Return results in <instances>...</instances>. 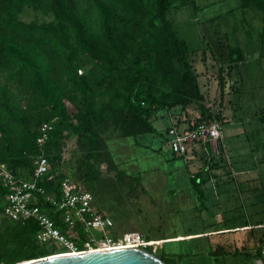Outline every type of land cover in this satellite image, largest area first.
<instances>
[{
  "label": "trees",
  "instance_id": "1",
  "mask_svg": "<svg viewBox=\"0 0 264 264\" xmlns=\"http://www.w3.org/2000/svg\"><path fill=\"white\" fill-rule=\"evenodd\" d=\"M186 4L196 7L194 0H0V162L14 174L30 178L35 157L42 152L49 166L39 179L45 192L58 196V182L68 174L94 195V181L102 169H117L106 139L154 132L157 112L177 107L174 124L181 119L177 114H183L189 126L222 122L220 108L213 111L205 103L192 50L169 17L171 10ZM25 7L49 18L26 20L21 17ZM240 7L262 22L255 37L263 57L264 0H240ZM226 53L228 61L213 65L216 70L211 73L219 85V98L226 83L223 72L236 70L246 58L238 44H227ZM240 89L233 82L228 90ZM259 117L264 121V109ZM43 121L53 127L39 145L36 138ZM68 140L74 141L80 155L64 173L62 155ZM117 175L123 182L127 178L120 170ZM206 181L203 175L189 176L201 202L206 199L201 188ZM5 191L0 183V264L51 254L35 239L39 226L34 219L19 221L4 215ZM43 206L64 232L60 214L48 203ZM256 230L260 238L252 256L264 261L261 229L251 225L245 232L253 236ZM81 243L77 241L79 247ZM230 245L233 251L250 248L247 243Z\"/></svg>",
  "mask_w": 264,
  "mask_h": 264
},
{
  "label": "rangeland",
  "instance_id": "2",
  "mask_svg": "<svg viewBox=\"0 0 264 264\" xmlns=\"http://www.w3.org/2000/svg\"><path fill=\"white\" fill-rule=\"evenodd\" d=\"M194 3L196 7L186 4L171 10L169 17L192 50L205 103L213 111L220 108L223 119L229 118L220 122L222 139L230 151L225 159L228 174L216 183L201 184L206 197L201 202L189 182L191 164L183 156L173 155L167 143L168 113H178V107L161 110L153 118L154 132L106 139L117 169H102L94 181L92 204L112 219L108 234L140 232L153 240L146 250L166 264H258L264 261L254 259L252 250L259 243V231L253 236H248L242 227L217 233L205 231L264 221V122L259 117L260 109H264V56L259 55V40L255 37L262 22L246 13L240 0H194ZM23 11L21 17L26 20L49 18L31 7ZM227 44L240 45L246 58L236 70L223 72L225 91L233 82L241 89L228 90L224 103L219 104L216 76L209 79L207 76L215 72L213 65L228 61ZM204 80H208L207 86ZM203 146L210 148L208 143ZM79 155L74 141L68 140L61 170L66 173ZM233 156L244 157L240 163L252 166L254 174L258 173L250 193L244 191L245 184L240 180ZM117 170L127 175L124 182L118 179ZM77 182L84 185L80 180ZM230 243L236 246L247 243L250 248L233 251ZM40 244L51 249V254L64 252V247L55 241ZM217 245L225 248L218 250Z\"/></svg>",
  "mask_w": 264,
  "mask_h": 264
},
{
  "label": "built area",
  "instance_id": "3",
  "mask_svg": "<svg viewBox=\"0 0 264 264\" xmlns=\"http://www.w3.org/2000/svg\"><path fill=\"white\" fill-rule=\"evenodd\" d=\"M53 125L50 121L39 124V135L36 141L42 145L48 137ZM170 149L177 154H183L188 144L193 141H211L218 147L220 139V121L198 123L192 126L171 124L166 128ZM48 159L41 152L36 155L34 169L30 178H23L9 170L4 162H0V183L5 187L3 197V213L13 220L25 221L34 219L38 224L35 239L40 243L55 241L62 247V253H80L89 250H107L122 247H137L146 250L153 240L148 239L138 231H128L122 234H108L113 226L110 216L97 211L92 205L93 195L77 181L64 176L55 193L45 192L39 184L49 171ZM48 203L54 212L60 214L64 232L55 224V220L43 210V203ZM264 236V221L257 224ZM250 227V226H249ZM82 230V234L78 230ZM80 240L79 247L77 241ZM260 253L264 256V240L260 245ZM52 255V254H50ZM49 256V255H47Z\"/></svg>",
  "mask_w": 264,
  "mask_h": 264
},
{
  "label": "crops",
  "instance_id": "4",
  "mask_svg": "<svg viewBox=\"0 0 264 264\" xmlns=\"http://www.w3.org/2000/svg\"><path fill=\"white\" fill-rule=\"evenodd\" d=\"M209 77L213 78V75L211 74V76H207V79H209ZM198 80H199V78H198ZM204 81H205V84L207 86V84H209L208 80H204ZM200 88H201V91L203 92L201 84H200ZM227 91L224 90L223 96L221 98H219L220 91L218 89V98H219L218 103H220V104L224 103L223 98L225 97V94L227 93ZM204 96L206 97L205 93H204ZM210 96L212 97L214 95H210ZM229 100H231V99L229 98ZM237 107L239 108V106H237ZM235 110H237V109H235ZM158 114H160V113H158ZM233 115H234V113L232 114V117H233ZM176 116L181 117V119L179 121H177L178 122L177 124H179L181 126L187 125V120L182 118L183 114H181V115L177 114ZM168 117H169V121H170L168 126H170L171 124L174 123V121L177 119V117H175L174 113H170V112L168 113ZM227 119H229V118L224 117L223 120H227ZM263 122L264 121H262V123ZM220 134H221L220 141H218L221 143L220 148L215 147V145H212L211 141H206L204 143H202L201 141H193V142H190L188 144V148L183 155L178 154L179 156H183L186 159V161H185L186 163L191 164V167L189 169V172H190L189 176H192V175L202 176L203 175L206 177L207 181L216 183L217 179H224V176H226L228 174V172L226 171V163H225L226 160L225 159L227 158L228 152H230V151L228 148H226V144L224 143V141L222 139L221 131H220ZM206 143L209 144L210 148L209 147L206 148L203 146ZM232 149L234 150L233 147L230 150L232 151ZM171 153L173 155L177 154V153H174L172 150H171ZM233 159H235V164H236V167L238 168V170H237L238 172L237 171L236 172L240 176V180L243 181L245 184L244 185V187H245L244 191H246V193L252 192L253 189L255 188L254 183H252V182L254 179L258 178V173H257V175L254 174V172L252 170V166L243 165V163H240L242 161V159H244V157L233 156ZM229 164H230V162H229ZM245 223H247V222H242L240 225H236L234 227L213 228V229L206 230L205 232L217 233L216 231L220 232V231L239 230L241 227L246 229V227H249L251 225L253 226V224L251 222H249L247 226L243 225ZM258 223H260V222H258ZM258 223L254 224L255 228H258V226H257ZM199 233H201V232H199Z\"/></svg>",
  "mask_w": 264,
  "mask_h": 264
},
{
  "label": "water",
  "instance_id": "5",
  "mask_svg": "<svg viewBox=\"0 0 264 264\" xmlns=\"http://www.w3.org/2000/svg\"><path fill=\"white\" fill-rule=\"evenodd\" d=\"M17 264H166L148 250L122 247L107 250H89L80 253L52 254ZM264 264V262L258 263Z\"/></svg>",
  "mask_w": 264,
  "mask_h": 264
}]
</instances>
